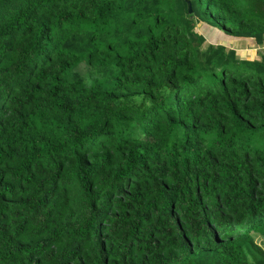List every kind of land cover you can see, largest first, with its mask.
<instances>
[{
	"label": "trees",
	"instance_id": "1",
	"mask_svg": "<svg viewBox=\"0 0 264 264\" xmlns=\"http://www.w3.org/2000/svg\"><path fill=\"white\" fill-rule=\"evenodd\" d=\"M0 264H264V0H0Z\"/></svg>",
	"mask_w": 264,
	"mask_h": 264
},
{
	"label": "rangeland",
	"instance_id": "2",
	"mask_svg": "<svg viewBox=\"0 0 264 264\" xmlns=\"http://www.w3.org/2000/svg\"><path fill=\"white\" fill-rule=\"evenodd\" d=\"M200 28V31H203L207 34V36L213 41H219L218 37L223 39V41L228 42L229 35L225 34L224 32H221L217 29H208V27L205 26H198ZM232 45L239 48V52L241 54L247 55L248 58H252V56H258L257 53L261 50L257 45H255V42L253 40H237L233 41ZM81 72L84 73L85 69L84 67L80 68ZM259 242V240H258ZM260 243V242H259Z\"/></svg>",
	"mask_w": 264,
	"mask_h": 264
}]
</instances>
